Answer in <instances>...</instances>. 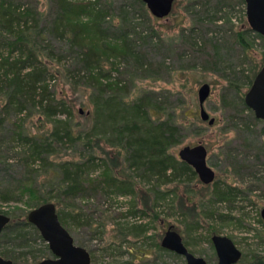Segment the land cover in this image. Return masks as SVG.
Here are the masks:
<instances>
[{"label": "rangeland", "instance_id": "1", "mask_svg": "<svg viewBox=\"0 0 264 264\" xmlns=\"http://www.w3.org/2000/svg\"><path fill=\"white\" fill-rule=\"evenodd\" d=\"M25 1L45 13L50 8L48 0ZM99 1L101 5L110 3L116 8L113 24L121 16L117 8L133 2ZM145 12L141 11V15L137 13L133 17L139 35L130 32V37L137 38L134 54L140 62L134 61V57H126L120 63V57L110 55L107 59L103 58V67L108 69L109 63L115 64L118 70L110 72L109 80H120L119 83L126 86L125 100L131 101L143 93L164 97L171 106L172 117L182 135L181 143L170 148V153L178 157V151L184 146L203 145L207 153L206 162L215 174L214 180L209 185H203L198 179L161 185L159 190L168 191V195L157 202L156 207L144 209L147 213L144 217L140 212L134 214L127 211L131 204L137 210L151 205L154 197L151 192L157 191L151 183H137L134 196L111 194L106 197L99 194L84 208L93 219L92 225L74 227L70 223L71 226L66 227L75 244L82 243L90 258L93 257L92 264H186L184 257L160 246L163 234L169 227L181 235L190 252L207 263L217 264L212 235L227 236L233 241L242 254L237 264H250L254 258L264 259V221L260 215L264 208V123L258 121L250 109L241 108L237 99V91H247L249 86L244 84L246 79L256 73L262 64L264 38L256 37L258 34L249 28L244 0H175L164 18L154 17L147 9ZM81 20L87 19L83 17ZM243 30L246 38L242 44L237 33ZM194 40L196 44H192ZM55 44L60 47L56 50L65 51L63 46ZM117 48L120 49L119 46ZM216 49L217 57L214 56ZM6 50L0 42V53L6 54ZM13 56H16L15 53ZM44 59L55 73L54 78L48 79L50 87L57 97L67 102L72 116L70 119L84 129H90L94 122L93 139L98 140L101 146L99 150L96 148V154L107 158V162L114 165L115 174L126 179L128 172L119 156H116L117 150L106 142L107 137L113 134L105 132L107 130L102 126L104 118L96 120L93 116L95 104L90 101L92 89L78 77L84 71H74L76 62L66 52L60 57L52 55ZM214 60L218 63L212 69ZM140 63H143L142 67ZM68 68L73 72H68ZM69 73L74 74V78ZM203 84L210 89L203 107L210 117L215 118L213 125L199 117L197 92ZM2 100L0 96V107ZM39 116L37 111H26L18 118H23L26 129L35 133L51 125L45 119L38 121ZM117 118L121 116L117 115ZM11 120L15 121L14 117ZM150 121L144 124L148 125ZM13 145L5 169L0 166V179L23 172L21 166L17 165L19 146L16 143ZM81 155H84L81 148L65 146L61 153L50 156V160L65 161ZM240 159H245L243 165ZM100 170L93 171L92 175L99 176ZM39 171L41 174L37 180L42 181L45 175L41 169ZM218 182L220 186L238 189L237 196L232 201L213 198V187ZM149 191L150 198L145 194ZM24 200L0 201V213H8L7 216L14 219L23 218V214L30 209L25 207ZM189 208L198 221L196 228L191 230L186 229L180 212ZM212 212L215 214L207 215ZM140 221L147 225L145 237L120 235L121 229L127 232L131 225ZM91 231H96V234H91ZM29 243L34 250L25 254L20 264H33L34 256L42 258L46 242L36 238ZM7 245L16 247V251L26 250L13 242Z\"/></svg>", "mask_w": 264, "mask_h": 264}, {"label": "trees", "instance_id": "2", "mask_svg": "<svg viewBox=\"0 0 264 264\" xmlns=\"http://www.w3.org/2000/svg\"><path fill=\"white\" fill-rule=\"evenodd\" d=\"M48 1L50 8L45 13L25 0H0V42L7 49L6 54L0 53V96L3 99L0 107V166L4 168L7 164L9 151L13 150V143H16L20 150L17 165L23 171L16 176L0 179V201L25 198L23 203L30 208L28 212L43 203L53 202L60 223L68 230L66 225L71 226L70 223L74 227L92 225L93 219L84 208L97 195L134 196L137 183L145 182L157 188L156 192L145 193L149 198L150 192L154 196L151 205L137 210L131 204L127 211L134 214L140 212L144 217L146 209L156 207L157 202L168 195V191L159 190L161 185L200 180L193 166L169 151L181 143L182 135L172 117L171 106L164 97L143 93L131 101L125 100L123 95L126 86L121 85L120 80H109L110 72L117 67L114 63H109L108 69L103 67V58L107 59L110 55L120 57V63L126 57H134V61L140 62L134 54L137 38L130 37V32L139 35L133 17L137 13L141 15V11L146 14L145 5L140 0L120 5L117 11L121 16L113 24L116 8L110 3L101 5L99 0ZM134 6L137 8L133 9ZM83 17L87 20L82 21ZM237 36L242 44L245 43V30L238 32ZM256 37L263 38L260 35ZM55 43L64 47L63 52L72 55L76 62L74 71H84L78 77L92 89L90 101L95 104L93 116L96 120L104 118L102 126L107 130L105 132L113 134L107 137L106 142L117 150L116 156H119L128 172L126 179L115 174L114 165L107 162V158L96 154V148L99 150L101 146L98 140L93 139L94 122L90 129L80 128L78 123L70 119L72 116L67 102L57 97L50 87L48 79L54 78L55 73L49 69L44 58L63 56L62 51L56 50L60 47ZM192 44H196L195 40ZM215 55L218 56V49ZM261 62L259 70L264 65V55ZM217 63L214 60L211 68L215 69ZM142 65L140 63V67ZM67 71L73 72L69 68ZM69 74L74 78V74ZM254 76L255 73L248 76L244 84L250 86ZM238 91L237 99L241 108L249 109L244 101L245 93ZM26 111L39 112L38 121L45 119L51 124L50 127H44L41 132H30L26 129L24 119L18 118ZM117 115L121 118L118 119ZM148 120L151 121L145 125ZM65 146L81 148L84 155L65 161L50 160V156L61 153ZM244 160L240 159L242 165ZM98 168H101L100 175L93 176L92 172ZM40 169L45 175L42 181L37 180ZM201 183L209 185L203 181ZM214 185L212 195L217 200L232 201L239 191L230 186H220L219 182ZM149 198L144 201L147 202ZM180 212L186 229H195L198 221L193 210L189 208ZM27 213L23 214V218H10L0 233L3 242L0 256L10 259L13 264H20L25 254L33 252L30 240H43L36 227L27 222ZM213 214L207 213L209 216ZM141 222L131 225L127 232L121 229L120 235L145 237L147 225ZM91 234H96V231ZM10 242L26 250L16 251V247L7 245ZM78 244L83 247L82 243ZM41 254L42 258L34 256L33 264L51 256L46 243ZM250 264H264V259L254 258Z\"/></svg>", "mask_w": 264, "mask_h": 264}, {"label": "water", "instance_id": "3", "mask_svg": "<svg viewBox=\"0 0 264 264\" xmlns=\"http://www.w3.org/2000/svg\"><path fill=\"white\" fill-rule=\"evenodd\" d=\"M145 1V0H144ZM173 0H165L163 14H168ZM152 14L159 15V5L155 0H146ZM246 5V20L249 28L264 38V0H244ZM208 85L199 87L197 95L199 102V117L213 125L215 118L210 117L203 107V101L209 95ZM245 104L251 108L258 118L264 119V65L258 71L252 85L244 97ZM206 148L198 144L194 147L184 146L178 151L180 160L190 164L196 170L199 178L204 183L214 180V171L207 165ZM264 220V208L260 212ZM27 222L39 231L42 239L48 245L52 257L44 258L35 264H92L90 253L82 246L74 243L69 231L59 221L55 204L43 203L27 213ZM10 221V217L0 213V233ZM211 242L214 247L217 264H236L241 258V251L227 236L212 235ZM162 248L184 257L186 264H210L202 257L195 256L188 250L182 241L181 235L172 227L167 228L160 241ZM0 264H12L10 259L0 256Z\"/></svg>", "mask_w": 264, "mask_h": 264}, {"label": "flooded vegetation", "instance_id": "4", "mask_svg": "<svg viewBox=\"0 0 264 264\" xmlns=\"http://www.w3.org/2000/svg\"><path fill=\"white\" fill-rule=\"evenodd\" d=\"M144 5H145V8L148 10V11H150L149 10V8H148V6H147V2H146V0L144 1V0H140ZM156 2H157V4L159 5V15L158 16H155L154 14V17H156V18H164V17H166L168 14H163L165 11H167V9L166 8H164L165 6H164V4H165V0H155ZM175 0H173L172 2H171V6H172V4H173V2H174ZM257 73L258 72H256L255 73V76H254V78H253V80L255 79V77H256V75H257ZM253 82V81H252ZM252 85V84H251ZM251 85L248 87V89H247V91L245 92V94L248 92V90L250 89V87H251ZM251 111H252V113H253V115H254V117L257 119V120H259V121H261V122H263L264 123V119L263 118H258L256 115H255V113H254V111L251 109V108H249ZM208 165V164H207ZM264 221V220H263ZM183 241V240H182ZM75 243V242H74ZM184 243V242H183ZM187 247V246H186ZM49 257H52V255L51 256H49ZM48 257V258H49ZM4 258V257H3ZM4 259H7V258H4ZM91 263H92V261H91ZM238 263V262H237ZM236 263V264H237ZM13 264V263H12Z\"/></svg>", "mask_w": 264, "mask_h": 264}]
</instances>
